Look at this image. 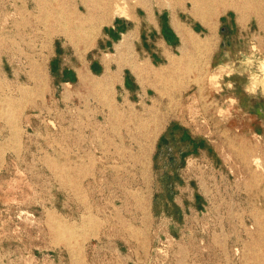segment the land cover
I'll use <instances>...</instances> for the list:
<instances>
[{"label": "rangeland", "instance_id": "rangeland-1", "mask_svg": "<svg viewBox=\"0 0 264 264\" xmlns=\"http://www.w3.org/2000/svg\"><path fill=\"white\" fill-rule=\"evenodd\" d=\"M254 1L242 19L217 14L210 49L183 57L173 15L210 34L189 3L128 0L85 48L67 31L94 0H0V264H255L264 0Z\"/></svg>", "mask_w": 264, "mask_h": 264}, {"label": "bare ground", "instance_id": "bare-ground-1", "mask_svg": "<svg viewBox=\"0 0 264 264\" xmlns=\"http://www.w3.org/2000/svg\"><path fill=\"white\" fill-rule=\"evenodd\" d=\"M94 1H95L94 4L90 5L87 8H84V9H86V12L88 13L89 17H86L85 20L75 18L77 20V22H76L74 29H69L67 31L69 33L70 38H74V36H77L80 34L82 36V39L86 43L85 48H89L90 45H92L94 43L92 41L96 37L98 30L101 28L102 25H104L105 23H109L114 15L119 16V14L125 13V5H126V3H128V0H94ZM246 1L247 0H245L244 2L242 0H173V5L171 7L173 10H175V8L177 6H179L180 3H182V2L189 3L191 13L195 17H198L200 19V21L207 27L208 31L210 32V34L207 35L206 37L203 36V38H200L197 33H194L192 31V29L189 28L187 25L180 23V21L177 19V17L175 15H173L172 19L170 18L171 24L176 29V32L179 35V39L181 40L180 53L182 54V56L183 57L186 56L188 54L189 50H191V49L193 52H197L200 50L201 51L202 50H204V51L209 50L211 47V44H212L211 37L213 35V30H214V25H213L214 17L217 14L224 12L226 10V8L231 7V8H234L239 13V15L242 19L244 14H246L248 11L255 10V7H253L251 4H249ZM253 4H255V3H253ZM69 22L73 23L72 20ZM163 29H164V27H163ZM78 31H81V32L79 33ZM123 40L121 39L120 44L123 46L122 48H125L127 43H126V41H123ZM200 57L202 58V56H200ZM182 58L181 59L177 58L174 61H177L180 64ZM138 71H139V73L140 72L143 73L141 68H138ZM150 130H152L154 133L149 132V137H152V135L154 137V135L157 131L155 123L153 124V127ZM145 134H147V133H145ZM257 162H259V161L257 160L254 163H257ZM141 171H142V169H141ZM260 239L262 242H259L258 246L254 245L255 247L250 248L252 251H254V252H252V254L250 256V259H252L251 261L255 264H264V234L262 235V238H260Z\"/></svg>", "mask_w": 264, "mask_h": 264}, {"label": "crops", "instance_id": "crops-1", "mask_svg": "<svg viewBox=\"0 0 264 264\" xmlns=\"http://www.w3.org/2000/svg\"><path fill=\"white\" fill-rule=\"evenodd\" d=\"M104 72V71H103ZM103 74V73H102ZM164 137H166V135L164 136ZM147 151V150H146ZM147 153V152H146Z\"/></svg>", "mask_w": 264, "mask_h": 264}]
</instances>
